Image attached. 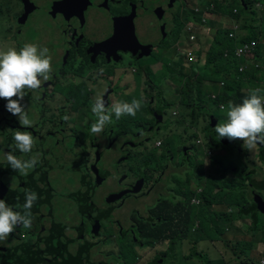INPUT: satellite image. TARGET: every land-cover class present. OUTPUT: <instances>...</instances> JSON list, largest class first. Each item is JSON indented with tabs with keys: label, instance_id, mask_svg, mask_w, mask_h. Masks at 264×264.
Returning a JSON list of instances; mask_svg holds the SVG:
<instances>
[{
	"label": "flooded vegetation",
	"instance_id": "af4514ba",
	"mask_svg": "<svg viewBox=\"0 0 264 264\" xmlns=\"http://www.w3.org/2000/svg\"><path fill=\"white\" fill-rule=\"evenodd\" d=\"M17 1L18 5L21 7V11L17 15L10 14L9 20L3 23L0 28V42L15 46V37L21 36L26 31L23 27H25L30 20L38 19L43 25L44 30L42 33V41L37 44H40L42 47H47L51 53H53V51H51L53 45H61L62 51L66 52L65 66H62V72H67L68 68L66 66H69L71 72L76 73L74 77L76 95L77 84L85 86L86 90L90 92L88 95L84 96L85 100L83 102H85L86 107L89 109V115L91 114L92 118H94V115L91 113V108L95 101L94 98L102 96L105 102L108 103V106H111L114 101H122V99L117 97L115 92L118 84V82H114L117 69L131 68L136 74L139 72L142 73L144 70L160 74L169 67V63L171 66L175 63L177 65L181 63L186 53L183 50V37L181 39H178L180 36L175 38V33L181 27L184 16L188 12L185 3H190L192 0H181L180 3L177 2L178 0H162V5L165 10L163 13H158L154 6L146 3L147 0H43L42 2L26 0L30 3L33 10L28 14L24 22H22V16L26 12V3L24 0ZM110 2L114 5L108 9V3ZM197 2L198 0H195V4ZM193 6H191L190 9L193 8ZM92 7L95 9L94 19L90 21ZM96 10L100 12H96ZM134 10H142V12L132 14ZM152 10H154V13H152ZM108 15L110 17L109 22L106 24L103 23L101 26L102 28L89 37L86 33L89 27L96 26L98 20H103L105 22ZM161 15L163 17L159 20V16ZM120 16H128L127 25L129 34H131L132 24V20L129 19L130 17H134V20L141 17L151 19L150 22L144 24V36H137L139 40L143 39L141 41H154L158 35L161 21L165 22V35L157 44L151 47L150 54L145 57L140 56L141 50L133 52L128 49V47L132 46L131 39H129V43L126 40L119 42L118 39H113L104 47L101 46L96 50H92L95 45L93 38L107 28L113 18ZM156 21L155 35L150 37L147 28L151 23ZM7 24L18 26V29L16 31L10 30L7 28ZM123 28L124 24L120 23L118 31L120 32ZM114 35L118 34L116 33ZM51 37L54 38L53 41H50ZM68 40L72 41L74 47V53L71 57L69 52L71 46L66 49ZM116 42L118 45L114 47ZM161 48L163 49V57L160 56ZM57 49L58 48H56V50ZM150 56H153L155 62L144 63L143 59ZM160 63L162 64L161 69L158 67ZM153 64H157V66L154 67ZM72 66H75V69H72ZM172 70L173 67L169 73H171ZM67 78L72 80L71 75L67 76ZM58 80L59 78L55 77V80H52L47 86L41 87L40 93L42 102L45 97H51L57 92L52 84L56 83ZM188 81H191V79L183 76L175 78L171 75L162 78L158 83H154L150 78L144 77L140 83H135L131 91L125 90L122 94V98H125L127 94L134 93V99H138L135 92L139 90L142 99V107L137 112L142 114L143 117L142 119L135 118L131 120L126 115L122 116L118 120L116 127H112L111 135L108 139L105 137L107 128H105L104 132L101 134L93 135L90 132V126L93 122L91 124H85V126L88 127L86 140L83 139L82 135L79 136V138L85 142L87 153L86 168H81L84 171V177L82 179L83 185L89 184V188L91 189L92 175L97 195H100L103 200L107 201L114 195L125 192L123 196L118 199L119 201L110 202L109 205L106 204V208L110 210V214L106 217L107 221L105 223L104 219L103 222H101L102 218H98V216L93 213V200L82 197V205L85 204V207L81 210V214L79 215V208L81 205L77 204L76 201V211L64 222L66 229L62 232H57V234L60 235V239L53 240L50 234L42 235L37 232L34 241H31V234H29L27 239L21 244H25L30 249L45 240L48 245V252L59 248L60 251L65 250L67 252L65 258L70 259L72 252L75 251L80 245L79 243H81L75 241L76 235L84 233L83 237L88 236L91 239H97L95 241L85 240V244L81 243L88 248L89 259H87V261L94 260L92 257L95 252L92 251V248L102 243L115 245L117 252L115 254L107 252L105 254L106 258L99 260L100 264H124L126 260L123 255L125 254H129L131 256L130 258L136 261L135 264H163L162 258H157L154 261L149 260L152 253L162 249L157 242H144V235H153L160 239H168V241L172 243L170 247L180 255L186 247L180 245L181 243L178 244L176 241H183L189 237H179L178 239L171 236L164 237L161 236L162 229L160 226L149 228L145 226V223L159 203L168 201L171 202L168 203V205L171 206L172 210L176 207L175 204L177 203L174 202L178 200L177 195H179L180 198L182 192H184L190 184L189 174L192 171L197 175L204 170L210 171L209 167L212 166V156L210 152H213L215 147L220 146V143L210 138L207 133H203L200 135L201 139H198L197 135L193 133L195 131L192 132L187 129L189 122L181 126L177 124V119L187 110L190 111V114L192 113L194 115L195 128L205 129L209 117H211L208 108L196 100H193V88L188 85ZM260 82L263 81H255L253 87L264 89L263 84ZM169 85L172 87L173 93L168 99L161 101L159 99L160 88ZM72 100L73 97L65 100L64 97H62L56 102L55 106L46 107L49 113H51L49 116L57 117L58 115L59 123L64 124L66 128L71 123ZM158 102H161V104L158 105ZM148 104L150 105V109L147 108ZM43 109H45L44 103ZM63 115H70V119L64 122L63 119H61ZM89 115L85 117V121H93ZM174 124L175 129L172 128ZM190 132L196 137L195 142L192 141ZM49 133L59 132L57 130H50L41 138ZM158 134L162 136V141L159 145L156 144ZM200 140H202L204 144H209L207 151H203L200 146ZM58 141H62L61 137L59 140L55 141V146L57 147L56 151L45 149L44 151L40 150L38 154L46 156L53 151L55 152L56 158L59 160L62 159V154H70L76 157L75 152L70 148L67 151L62 150L61 147L57 145ZM169 141L170 143H168ZM149 142L152 154L151 158H148L146 155L147 144ZM102 143H104V146H102ZM97 149H99V153L97 156H94ZM254 151L255 150L251 152L242 150L236 154L233 153L230 157L233 161L230 163L223 162L222 159H217L216 161H221L225 168L222 171L217 170L216 174L211 173L218 179L221 185H223V179L229 184H232V182H246L248 188L246 189L247 199L245 203L248 200L250 192L254 193L255 190L259 192V194L253 195L252 205L244 210L242 215L249 219L251 226L260 225V229H264V220L260 219L258 216L254 202L256 195L264 198V178L260 175V172L263 173L264 171L256 165ZM257 151L260 152L264 158V151L259 148V145ZM159 152L160 154H164L163 159L159 158ZM195 154L202 155V159L205 160H194V165L191 166L192 168L190 170V162ZM76 158L78 159V156ZM92 159L93 162L97 160L96 165L89 163ZM197 163L199 165V170H201L199 173L195 170ZM102 164H106L108 167L102 169ZM92 165L93 172L90 170V166ZM103 170H107V173H109V171L112 172V174L118 178L119 182L116 189L112 184L111 175H107V173L103 174ZM174 176H176V180ZM184 177H186V179H184ZM234 177H237V179ZM97 178L99 179L98 183L96 182ZM186 182H188V186H186ZM179 183L182 184L180 189L181 192L178 189ZM255 185L259 186V188H256ZM7 186L4 185L3 182H0V190L3 187L7 188ZM182 187H184V189ZM225 188L230 189L227 186H225ZM164 189L170 190L168 196L162 193ZM68 191L72 193L71 188H69ZM74 192H76L75 189ZM78 192L82 194V189ZM6 194H8V191ZM72 198L73 201H75L73 193ZM125 203L134 205L133 213L130 214L133 221L127 224V233H125V226L120 218L119 211L121 204L124 205ZM31 211V216L35 213V218L31 224H35L41 217L45 228V221L51 219V217L45 212L41 204L35 202ZM169 212L173 213L172 211ZM81 219L82 224L75 226L74 221ZM88 226L90 227L88 228ZM85 227L88 228L87 231H85ZM114 227L118 229L120 235L114 231ZM130 232L132 233L127 237L126 235ZM13 238L19 239L18 236H14ZM124 240L130 241L127 243ZM123 244H127V247L123 248ZM206 244L210 246V244ZM143 245L144 250L142 251ZM130 251L133 255H131ZM15 253L16 251L11 247V252L7 253V256L13 258ZM28 253L32 254L33 251L30 249ZM58 254L59 253H57V255ZM166 258L168 260L169 258L175 260L173 255L169 254H167ZM55 260L56 258L53 261Z\"/></svg>",
	"mask_w": 264,
	"mask_h": 264
},
{
	"label": "rangeland",
	"instance_id": "374dc122",
	"mask_svg": "<svg viewBox=\"0 0 264 264\" xmlns=\"http://www.w3.org/2000/svg\"><path fill=\"white\" fill-rule=\"evenodd\" d=\"M42 2L43 0H35ZM45 1V0H44ZM167 1V0H166ZM181 0H178L177 2L180 3ZM218 6L224 10H227L230 8L232 9V12L235 13L237 11V8L235 5L232 4V2H229L228 0H215ZM255 1V6L252 5L250 7L251 10L256 11L254 12V15L259 18V28L256 30L258 33V38L253 40H247V36H249L248 31L244 28L246 27V22L250 18L251 15L248 16L247 7H245L243 4L238 5L240 9L242 10V17L247 19H243V26L239 23L238 31L236 30L234 32L233 36H230L229 33H227L228 37L231 39V41L220 44L218 47L213 49L211 51L212 56L214 59L220 61L221 63H224V65L227 67L229 73H231V78L235 79L238 75L237 69L232 68V66L229 64L228 60H231V62L237 61V68L241 67L244 69H248L250 71H253L255 69H264V64H262V61L264 60V0H251ZM149 5L154 6L157 10H161L165 12L162 0H147L146 2ZM109 8L113 6L111 2L108 3ZM195 4V0H192L190 3H185V7L190 9L191 6ZM210 9L213 11H219L214 4L208 5ZM21 7L18 5L17 0H0V28L2 27L3 23L9 20L10 14L17 15L20 13ZM94 12L95 9L91 8V17L90 21L94 19ZM96 12H100L99 10H96ZM222 14H225V12L219 11ZM229 17L230 21H233V17L230 13L226 14ZM110 20L109 15L105 19V22L103 20H98L96 23V26L89 27V29L86 31L87 35L91 37L93 34L97 33L102 27L103 23H108ZM132 24H131V35L133 36H144V24L151 21L150 18L147 17H141L137 20H134V17H132ZM205 28H208L209 30L210 25L207 24L204 26ZM7 28L10 30H17L18 26H14L13 24H7ZM26 29L25 33H23L21 36L15 37V48L19 50L24 46L25 43H40L42 41V33L44 30L43 25L39 22L38 19L30 20L25 27ZM22 28V29H23ZM216 36L218 32L214 33ZM53 37L50 38V41H53ZM261 43L262 45V53L258 54V45ZM243 44H248L251 51L244 50L243 54L241 56L235 55L236 51H240V47ZM38 46L42 47L40 44H37ZM71 46L70 49V57L74 53V47L71 40H68L67 42V48ZM12 47V45H8L5 43L0 42V51H6L8 48ZM56 48H61V45H53V53L52 56V68L53 72L51 74V79L49 81H46L42 84V86H47L49 83L52 82V80H55V77L59 78L56 83H53L52 86L57 90L62 92L64 100L67 98H72V118L71 123L69 124L70 129H66L64 124H61V126L57 129V131L60 133L61 140L64 143H69L68 146L65 147L63 144L58 141L57 145L61 147L62 150L67 151L68 148H70L72 151H74L79 160V168H86V149H85V142L79 138V136L82 135L83 139L86 140L87 137V129L88 127L85 126V117L89 115V109L86 107L85 100L86 95H88L90 92L86 90V87L80 84L76 85L77 88V95L75 93V84L73 81L69 80L67 76L71 75L72 72L69 69V66H66L68 68L67 72H62V66H65V55L66 52L61 51L55 52ZM163 49L161 48L160 56L163 57L162 54ZM208 52L198 55L196 53H185V56L181 63V67H183V70H181L180 74L183 75V77L190 78L191 71L194 67L202 68L205 64L206 55ZM216 55H220L218 58ZM144 63H154L155 59L153 56H150L148 58L143 59ZM167 62V60H166ZM176 65V63L174 64ZM153 66H157V64H153ZM162 64L160 63L158 65L159 69H161ZM173 66L169 63V67L163 71V73L156 74L148 71L147 77L150 78L154 83H158L162 78H165L167 76L173 75L175 77V74L172 70L171 73L170 70ZM66 74V75H65ZM76 74V73H73ZM140 74L135 73L134 70L131 68H120L117 69L114 82H118L117 89L115 90L116 95L118 98L122 99V94L125 90H131L135 83H140ZM72 76V75H71ZM217 76H220V74H217ZM260 77V75H258ZM176 78V77H175ZM74 79V76H72V80ZM222 83V81H220ZM191 81H188V85H190ZM263 84L264 82H260ZM41 86V87H42ZM194 90L197 89V87H192ZM41 88L38 89L36 92V95L34 97V100H32L34 103H39L40 98H42L40 94ZM215 91V83L213 84L212 81H209V85L206 87L205 92H208L209 95H212ZM32 92V91H28ZM49 92V91H47ZM173 93L172 87L166 86L164 88H160V95L159 99L161 101H165L170 97V95ZM125 97H129L126 95ZM136 97L138 99H141V94L139 90L136 92ZM95 100V98H94ZM117 102V101H116ZM7 101L4 99H0V161H6V153L11 151L14 155H16L15 151L17 150L15 148V142L13 139L14 133L17 130L21 131H27L28 127H22L19 124L18 118L16 116H13L11 113H9L5 107ZM115 103V102H114ZM158 105L161 104V102L157 103ZM210 105V108L213 110V112H221L220 110L214 108ZM108 106V105H107ZM110 107V106H109ZM147 108L150 109V105H147ZM26 112L27 109L25 108ZM67 116L70 119V115H63L61 119H63L64 122H67L69 119L65 120L64 117ZM59 118V116L57 115ZM143 115L139 112L136 113L135 116H131V120H134L135 118L142 119ZM91 118V116H90ZM192 119L194 120V116H192ZM113 120L114 123H111L106 126L107 134L105 137L108 139L111 135V129L112 127H116L118 120H115L114 114H113ZM91 124V123H90ZM173 129H175V124L172 126ZM191 139L193 142H195L196 137L193 135V133H190ZM34 136V134H32ZM50 136V133L48 134ZM45 138H41L40 140H35L36 147H42L44 143ZM170 143V141L168 142ZM227 145L229 146L227 151L229 152L231 150V143L227 142ZM102 146H104V143H102ZM198 148V145H197ZM258 145L254 151L255 156V162L256 165L264 171V158L260 154V152L257 151ZM100 149V148H99ZM99 149H97L94 153V156H97L99 153ZM160 154V152H159ZM146 155L148 158L152 157L151 154V147L150 142L147 144V150ZM38 157L39 163L35 166L33 170L29 171V175L33 179V181L36 183V186L33 187V191L38 194V200L41 204V206L45 209V212L50 215L51 220L59 222L61 225L64 224V222L67 221V218L71 217L74 212L76 211V202L73 201V198L68 195L66 190L70 188V183L73 182L72 179H70V176L67 177L65 181L64 180V174L63 172L66 171L65 167L60 165V160L56 158L55 152H50L46 155V157L49 158L50 162L55 163L56 170L52 173V176L48 180L45 177V174L42 170V162L46 158L42 154L36 155ZM202 159V155L195 154L194 157H192L190 162V170L192 163L194 164V160ZM205 159H202L204 161ZM7 162V161H6ZM89 163H93V165H96L97 160L93 162V159L89 161ZM93 165L90 166V170L93 172ZM71 166V165H70ZM102 169L107 168L108 166L106 164H102ZM49 173L51 172L50 169L44 168ZM72 169V166H71ZM195 170L201 172L199 170V165L197 163ZM103 174L107 173V170L102 171ZM107 175H111L112 178V184L114 185L115 189L118 185V178L112 174V172L109 171ZM7 176L10 179V183H4V185L8 188V194H4L5 196L11 195L12 197H19L21 195V192L19 190L26 188L23 193L25 194L26 190L32 189L28 186H25L27 183L21 184L18 182V176L19 174L14 171L13 169H4L0 170V179H6ZM91 181V189L89 188V184H85L82 187V197L90 198L93 200V208L92 211L95 215L98 216V218H102L101 222L104 223L107 221V216L110 214V210H107L106 204L109 205L110 202L113 201H107L103 200L100 195H97V191L94 188L93 184V176ZM176 180V176H174ZM190 188L193 190H196L197 192H202L203 187L206 183H208L209 179L213 178V181L211 182L213 187H217L216 189L219 191L218 188H220L221 184L219 183L218 179L209 171L204 170L201 172L198 176L190 177ZM237 179V177H234ZM186 179V177H184ZM63 181V183H62ZM200 184H198V182ZM96 182H99V179H96ZM62 183V185H61ZM75 183H77V179L75 180ZM178 183V181H177ZM21 185V186H20ZM188 186V187H189ZM230 190H234L240 194H242L244 191L246 193V189L248 188V184L246 182H232V184L226 185ZM184 189V187H182ZM2 190V189H1ZM0 190V192H1ZM169 191L167 189L162 190V193L165 194V196L169 195ZM2 194V193H1ZM254 194H259L257 190L254 191V193L250 192V195L248 197V200L246 203H243L239 205H227V204H214L211 205L210 208L207 209V211H210L212 209V212H218L219 215H214L213 217L217 221L221 215V217H228L232 219V222L228 224L229 226V232L232 236L231 242L229 245H232L233 248L226 249L224 248L220 243L216 242L213 246L211 243L207 245V240L204 237H199V233L197 231L199 220L194 219V225L192 226V229L190 231L189 238H186L185 240L176 241L178 244L185 246L186 248L178 255V252L174 251L170 247V241L168 239H160L157 236L153 235H144V242L151 241V242H157L159 243V247L162 249H159L158 251L151 254L149 260L154 261L157 258H162L163 264H248L249 262L254 264H264V242L263 240L259 241L257 243V246L254 247L251 250H241L239 248V245L251 240L254 235H264V229H260V225L251 226L249 223V219L246 216L241 215V211L246 210L252 205V199ZM178 200L185 199L183 195L181 194L180 198L179 195ZM156 198V197H155ZM154 198V199H155ZM153 199V200H154ZM178 200H176L174 203H178ZM119 201V200H117ZM204 201V199H203ZM25 200H19L18 203H16L13 207L14 210L23 212V204ZM255 202V201H254ZM162 203H171V202H162ZM161 203H159L154 209H156ZM191 204H193V207H197V204H199V208L203 212L205 210V205L201 201V199L194 197L191 200ZM82 206L79 208V211L81 210ZM134 205L125 203L124 205L121 204L120 211V218L125 226V233H127V224L133 221V218H131V215L133 213ZM154 211V210H153ZM32 212V211H31ZM146 214V213H145ZM257 214L260 217V219L264 220V211H261L259 208H257ZM148 215V214H147ZM136 217V215L134 214ZM154 217V221L147 220L145 223V226L149 228H155L160 226L164 234L171 236L173 238L178 239L180 237V233H175L174 230H184L181 226H176V219L173 218L174 213L169 214H161L160 216H154V213L151 215ZM35 218V213L31 216V222ZM82 224V219L78 221H74L75 226H79ZM138 225V224H136ZM90 226H88L89 228ZM87 227H85V231L88 230ZM114 231L119 234V231L116 227H114ZM40 233L42 235L45 234V228L43 224V220L40 217V219L35 223L31 224L30 228H23L21 226H18L16 230L11 234L10 237H8L5 241H0V260H2L3 256H7V253L11 252V246L12 240H16L17 238H13L14 236H18L20 240H24L27 238L29 234L33 233ZM53 232V230H51ZM132 232L128 233L126 236L128 237ZM56 234V240L59 239V235ZM84 233L76 235L75 241L77 243L81 242L85 244V240H92L95 241L97 239H91L88 236L83 237ZM120 235V234H119ZM239 237V238H238ZM117 238V237H116ZM125 242H129L130 240H124ZM183 242V243H182ZM18 246V245H17ZM123 248L127 247V244L122 245ZM262 248V249H260ZM144 250V245L141 249ZM262 250L261 254H258ZM8 251V252H7ZM92 251L95 252L92 259L96 261L97 264L99 263L100 259L106 258V253L110 252L112 254H115L117 252V248L115 245L111 244H102L100 243L98 246H94L92 248ZM131 255L133 253L130 251ZM167 254L173 255V258L175 260H172V258H169V260L166 258ZM124 259L130 258L131 256L129 254L123 255ZM169 261V262H168ZM48 264H54V263H48Z\"/></svg>",
	"mask_w": 264,
	"mask_h": 264
},
{
	"label": "clouds",
	"instance_id": "9594fccd",
	"mask_svg": "<svg viewBox=\"0 0 264 264\" xmlns=\"http://www.w3.org/2000/svg\"><path fill=\"white\" fill-rule=\"evenodd\" d=\"M198 4L201 3L198 1L193 8ZM223 19L222 29L229 32V29L225 28ZM236 52L235 55H237ZM237 70L240 74L250 72V70L241 67H238ZM263 70L261 69L260 76ZM52 72V56L47 47H40L35 43H25L19 50L10 47L6 51H0V99L7 101L5 105L7 111L18 118L22 127H31L33 124L22 101L28 91L35 92L41 88L44 82L49 81ZM223 88V91L214 94L213 97L219 98L224 95L225 86ZM240 94L243 96L237 102L232 97L227 102H218L219 107L226 108L227 119L225 123H217L213 129L217 135V141L220 143L219 147L228 149L229 146L226 143L229 142L231 143L229 152L232 153L235 150L251 152L256 149L257 145H264V89L254 88L249 93L240 92ZM141 107L142 99H133L131 102L117 101L109 107L106 106L102 96L96 97L91 108L95 117V122L90 126L91 134L99 135L104 132L107 125L114 123L113 114L115 120H119L124 115L135 116ZM64 119L69 118L65 116ZM13 139L15 148L19 152L23 154L32 152L35 140L30 132L17 130ZM198 139L201 137L199 136ZM161 141L162 136L158 134L156 144L159 145ZM199 142L203 151H207L209 144H204L202 140ZM5 155L10 167L21 175H27L39 163L37 156L24 160L18 158L11 151ZM210 155L212 160L220 159L214 157L212 152ZM37 200L36 192L26 190L23 212H21L14 210L4 199H0V241L7 240L18 226L25 229L31 227V209ZM255 207L257 211L256 201ZM248 264L254 263L249 262Z\"/></svg>",
	"mask_w": 264,
	"mask_h": 264
},
{
	"label": "trees",
	"instance_id": "16d2710c",
	"mask_svg": "<svg viewBox=\"0 0 264 264\" xmlns=\"http://www.w3.org/2000/svg\"><path fill=\"white\" fill-rule=\"evenodd\" d=\"M228 1L232 2V4L236 6L237 11L235 13H233L232 9L230 10V8L227 10L220 8L215 0H199V3H201L203 7H209L208 5L214 4L219 11L225 12V15L227 13H230L236 22L242 24V27H244L243 19H247V17L251 15L250 18L247 20L246 24H244L246 25V27L244 28L248 31V34H249V36H247V39H244V40L247 41V40L257 39L258 33L256 32V30H258L259 28V18L254 15V12L256 11H253L250 9L252 5L255 6V1H251V0H228ZM241 4H243L245 7H247V9H249L247 10L248 16L245 18L242 17V10L238 6ZM189 17H190V12L188 11L184 16V21L180 29L176 31L175 33V38L180 36L181 31L186 21L189 19ZM217 32L218 34L217 36L215 35V40L213 41L212 50L218 47L220 44L231 41V39L227 35V33H229L227 30L219 28ZM262 50L263 48L260 43L258 45V54L262 53ZM219 56L220 55H216L217 58ZM228 61H229V64L232 66V68L237 69V63H238L237 61H234V62H231V60H228ZM262 63H264V61H262ZM181 70H183V67H181V64L173 65V72L175 74V77L183 76L182 74H180ZM260 73H261V69H256V72L254 70L253 73L252 71H250L247 73H241L240 75L246 76V77H252L256 80V79L261 78V76L260 77L258 76L260 75ZM217 74H220V76H217ZM262 75H264V70L262 71ZM190 79H191L190 85L192 87H197L196 91H199L201 93L205 92V88L207 86V83H209V81H212L213 84L215 83V88H217L221 84L220 81H222L223 83H226L225 91H224L225 93L224 95L218 98L217 102L219 101L227 102L228 99L231 97L234 99L235 102H237L243 96L242 94H240V91L233 86L232 84L233 79L231 78V73H229L227 67L224 65V63H221L220 61L214 59L211 51L208 52L206 63L204 64L202 68L194 67L192 69L191 74H190ZM227 90H232L233 91L232 94L229 93V91ZM190 120H191V116H190L189 121ZM178 123L181 125L183 124V121L178 119ZM208 129H210L209 131H211V136L215 138L216 135L214 133V130L210 127L209 124L207 125L206 130ZM259 148L264 151V145H259ZM163 157H164V154L163 153L160 154L159 158L163 159ZM211 163L213 167H216L217 170L219 171H222L225 168L224 164L219 160L218 161L212 160ZM192 165L194 164L192 163ZM216 173L217 171L213 172V174H216ZM198 175L193 171L189 174L190 177H194ZM260 175L264 178V172L263 173L260 172ZM27 179H28V176L26 175L20 174L18 176V182H20L21 184L26 183ZM212 181H213V178L209 179L208 183H206L205 186L203 187L202 192H197L196 190H193L192 188H190V186L187 187V189L184 192H182V195L183 197H185V199L183 200L179 199L178 203L175 204L176 207L173 210L171 206L168 205V203H161L156 209H154L153 213H154V216H160L162 213L169 214L171 213L169 211H172L174 213L173 218L176 219L175 225L181 226L184 228L183 231L176 229L174 230V232L175 233L181 232L180 237H184V238L190 236V231L192 229V226L194 225V219L195 221L196 219H198L199 224H198L197 231L199 233L198 235L199 237H204L205 239H208L207 243H211L213 246L215 245L216 242H218L224 248L231 249L233 248V246L229 245V243L231 242L232 236L230 235L229 226L227 225L232 222V219L228 217H221L220 215L219 219L216 221L213 216L219 215V213L212 212V209L210 211H207V209L210 208L211 205H214V204H227L229 206L237 205L239 207V205L245 203L247 199V193H245L244 191L242 194H240L234 190L225 188L228 182L225 181L224 179H223V185H221L220 188H218L219 189L218 191L216 189L217 187H213L211 183ZM198 184L200 183L198 182ZM26 185L27 184H25V186ZM34 185L36 186L35 183ZM181 186L182 184L179 183V186H178L179 190L181 189ZM186 186H188V182H186ZM255 187L259 188V186L257 185H255ZM25 189L26 188L21 189L19 191L23 193ZM72 193L75 196V202L79 199H83L79 192H72ZM194 197L201 199V201L204 203L205 210L203 212L199 208V204H197V207L192 206L193 204H191V200ZM242 214H243V211H241V215ZM148 219L155 220L154 217L152 216H150ZM65 229H66V225L64 224L61 225L57 221L48 219L45 221V234L44 235L50 234L52 239L55 240L56 239L55 232H59V231L62 232ZM51 230H53V232H51ZM163 231L164 230H162L161 232V236L169 237L168 235L164 234ZM59 239H60V235H59ZM261 240H263L262 242H264V235H254V237L251 240L240 244L239 248L244 251L251 250L254 247H256L257 243ZM79 244L80 245L78 246V248H76V250L72 252L70 259H66L65 256L67 252L65 250L60 251L59 248L48 252L47 251L48 245L46 244L45 240L42 243L30 248L33 251L32 254L28 253L30 249L25 244H21L18 247L15 253V256L13 258H9L8 256H3L2 260H0L1 261L0 264H48L50 263L49 261H51L54 264H97L95 260L87 261V259H89L88 248L87 246H84L81 243ZM57 253L59 254L57 255ZM261 253H262V250H260L258 254H261ZM55 258L56 260L52 261ZM126 262L133 263L134 259L126 258Z\"/></svg>",
	"mask_w": 264,
	"mask_h": 264
},
{
	"label": "crops",
	"instance_id": "0c3cea01",
	"mask_svg": "<svg viewBox=\"0 0 264 264\" xmlns=\"http://www.w3.org/2000/svg\"><path fill=\"white\" fill-rule=\"evenodd\" d=\"M209 25L211 28L210 30L208 28H205V27L199 25V24L196 25V27H198L200 29V31H198V34L200 36V45L198 48L197 47L194 48L191 53H196L198 55H202L206 52L212 51L213 41L215 40V34L214 33L217 32V30L219 28H222V26H223L222 17L220 15H218L213 21L210 22ZM183 41H184V49L183 50L186 53H189V48L191 46V43L188 42L186 33L183 36ZM12 47H15V46L12 45ZM61 49L62 48H58L57 50H55V52L57 53ZM49 53H50V55L52 54L50 51H49ZM206 60H207V55H206ZM206 60H205V63H206ZM72 69H75V66H72ZM71 75L75 77V74H73V72ZM144 77H147V71L146 70L142 71V73L140 74V81ZM257 80H262L264 82V75H262L260 79L255 80L252 77L241 76L240 73L238 72V75L235 79H233L232 84L241 93H249L251 89H254L253 83ZM71 81L74 82V79ZM208 85H209V83H207V86ZM224 86H226V83L222 82L217 88H215V91L213 92L212 95H209L208 92L201 93L199 91H196L197 89L196 90L193 89V91H192L193 100H196L197 102L201 103L202 105H204L206 108L209 109V111L211 113V117H209L208 124L210 125V127L212 129H214V127L217 123H225L226 119H227L226 118V108L222 109L221 107H219L218 102H217L218 98L213 97L214 94H216L220 91H223L222 89H224L223 88ZM205 90H206V88H205ZM128 91H131V90H128ZM136 92H137V90H136ZM232 92H233L232 90H229V93L232 94ZM127 95L129 97L122 98V101L131 102V100L134 99V93L127 94ZM62 97H63V94L61 92L57 91L51 97H45L44 98L43 103L45 105V109H43L42 118L39 122H38V119L41 117L40 112L30 102L22 101V103L25 105V108L27 109V114H28L29 118L33 121L32 126L28 127L27 132L34 134V136H35L34 139L41 138L45 133H47L50 130L56 131L61 126V123H59L58 117L49 116L51 113H49V111L46 109V107L47 106H52V107L55 106L56 102L59 101ZM209 104H211L212 107L220 110L221 112H213V110L210 108ZM90 116H91V114L89 115V117ZM126 116L131 118L130 115H126ZM190 116H191V120L189 121ZM192 116H194V115L192 113L190 114V111H188V110L185 113H182V115L179 118L180 120L183 121V124H181V125H185L187 122H189L187 129H189L192 132L195 131L197 134L195 132H193V133H194V135H197V138H199V136L202 135L203 133H207V134H209L210 138H212L214 141H217L216 133L214 132L216 137L213 138L211 136V131H209L210 129L206 130L207 126L205 129L195 128L194 120L192 119ZM91 118H92V116H91ZM92 120L93 121L86 120L85 124L87 125V124H90L92 122L94 123L95 117L92 118ZM177 122H178V120H177ZM178 125L181 126L179 123H178ZM66 129H70V126L68 125V127ZM192 132H190V133H192ZM60 142L63 144L64 147L66 145L68 146V144H69V143H64L63 141H60ZM15 153H16V156L19 158V155L17 154L16 151H15ZM234 153L236 154L237 151L235 150ZM212 154L214 155V157H216V158L218 157V158L222 159L223 162L230 163L233 161L232 159H230V157L232 156L233 153L228 152L227 148L221 149V147H215ZM75 156L77 157L76 153H75ZM2 162L6 163V161H2ZM60 165L64 166L66 169V171L63 172V174H64V180L63 181H65L68 176H70V179H72V173L74 170L72 163L70 161H66L64 159H61ZM70 165L72 166V169H71ZM44 168L50 169L51 172L49 173ZM209 169H210V172H212V173L214 171H217V168L213 167V165L210 166ZM42 170L45 174V177L49 180L50 177L52 176V173L56 170V165H55V163L50 162L49 158L46 157L42 162ZM16 172L20 175V173L18 171H16ZM26 176H28V179L26 180V183H27L26 186L30 187L33 191V187L35 186L34 185L35 182L31 178L29 173ZM63 181H62V183H63ZM62 183H61V185H62ZM70 188H71L72 192H74V189L76 190V187L73 185V182L70 183ZM68 189L66 190V192L68 193V195H70V197H72V193H70L68 191ZM74 199H75V196H74ZM30 238H31V241H34L36 239V233L31 234ZM26 239L27 238H25L24 240L17 239V240L11 241V243H12L11 247L13 248V250L17 251L18 247ZM49 262L52 263L51 261H49ZM0 263H1V261H0ZM135 263H136V261H134L133 263L125 262L124 264H135Z\"/></svg>",
	"mask_w": 264,
	"mask_h": 264
},
{
	"label": "water",
	"instance_id": "95a60500",
	"mask_svg": "<svg viewBox=\"0 0 264 264\" xmlns=\"http://www.w3.org/2000/svg\"><path fill=\"white\" fill-rule=\"evenodd\" d=\"M24 2L26 3V12L22 16V22H24L26 20L28 14L33 10V8H31L30 3L28 1L24 0ZM156 11L158 13H160V12L163 13V11H161V10L156 9ZM141 12H142V10H134L132 12V14H138ZM152 13H154V10H152ZM162 17H163L162 15L159 16V20H161ZM129 19L131 20L132 17H130ZM157 20H158V18H157ZM120 23L124 24V28L119 32L118 27H119ZM127 23H128V16H120V17L113 18L110 25L107 28H105L98 36L93 38L95 45L92 48V50H96V49L100 48L101 46L104 47L105 45H107L109 43V41L111 42L113 39H118L119 42L126 40L128 43H129V39H131L132 46L128 47V49L132 50L133 52L141 50L140 56L145 57V56H148L150 54L151 47L154 46L155 44H157L160 41V39L163 38L165 35V30H164L165 22L161 21L160 22V29L158 31V35H157L156 39H154V41H152V40L151 41H141L143 39L139 40L138 37L129 34V29H128ZM156 24H157V21L151 23L149 25V27L147 28V32H148L150 37L155 35ZM116 33L118 35H114ZM115 45H118L117 42L114 44V47H115ZM35 95H36V92H27V94L24 98V101H27V102H30L31 104H33L34 107L40 112L41 117L38 119V122H39L41 120L42 114H43V102H42V98H40L39 103H36V102L34 103L32 100H34ZM107 105H108V103H106V106ZM33 137H35V136H33ZM43 138H45L43 146L42 147H36V145H34L31 153L23 154V153L19 152V150L17 149L16 150L17 154H20L19 158L27 160L32 156H36L40 150L44 151L45 149L46 150L51 149L53 151H56L57 147L55 146V141L60 139V133H50V136H48V134H47ZM40 139L41 138L34 139V140H40ZM61 156H62V159L66 160V161H70L74 167V170L72 173V180H73V185L76 187V192H78L83 187L82 186L83 185L82 179L84 177V171L79 168V160L70 154H68V155L62 154ZM8 168L12 169L7 162L6 163H3L2 161L0 162V170H4V169H8ZM6 179L7 180L0 179V182L10 183V178L8 176ZM76 179H77V183H75ZM7 191H8V189L3 187L1 190L2 194H0V199H4L7 204L14 206L16 203L19 202V200L20 201L25 200V194L24 193H21V195L19 197H15V196L12 197L11 195L5 196L4 194ZM124 193L125 192H121V193L114 195L111 199H109V201H113V202L117 201L118 199H120L123 196ZM82 201H83V199L77 200V204H80L82 206L81 210L85 207V204L82 205ZM255 201L257 203L258 208L260 210L264 211V199L262 197H260L259 195H256ZM81 210L79 211V215L81 214Z\"/></svg>",
	"mask_w": 264,
	"mask_h": 264
},
{
	"label": "built area",
	"instance_id": "2783aa9c",
	"mask_svg": "<svg viewBox=\"0 0 264 264\" xmlns=\"http://www.w3.org/2000/svg\"><path fill=\"white\" fill-rule=\"evenodd\" d=\"M189 12H190V17L186 21L181 31L180 37L178 38L181 39L184 36L183 35L184 32L186 33L188 42L191 43V46L189 48V53H191L194 48L196 47L198 48L200 45V36L198 34V31H200V29L196 27L197 24L204 27L207 24H210L212 20H214L218 15H220L222 18H224L223 22L225 24V28L229 29L230 36H233L236 30L238 31V26H239L238 22L234 20L230 21L227 15L216 13L215 11H213L208 7H203L201 4H198L196 7L189 10ZM244 50L251 51L248 44L241 45L240 51L239 52L237 51L236 54L238 56H241Z\"/></svg>",
	"mask_w": 264,
	"mask_h": 264
}]
</instances>
